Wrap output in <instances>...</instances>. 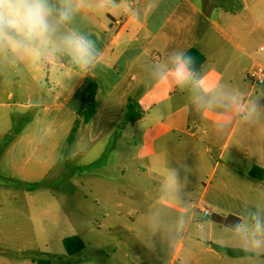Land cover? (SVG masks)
<instances>
[{
	"label": "crops",
	"instance_id": "crops-1",
	"mask_svg": "<svg viewBox=\"0 0 264 264\" xmlns=\"http://www.w3.org/2000/svg\"><path fill=\"white\" fill-rule=\"evenodd\" d=\"M73 3L78 11L64 30L91 39L100 53L99 62L87 70L79 69L53 46L47 50V64L58 68H48L44 86L42 68L33 61L39 56L0 55V64L24 68L21 72L28 80L16 78L20 86L26 82L25 88L32 91H44V86L50 99L48 113L34 117L4 151L0 173L28 181L46 178L73 130L85 87L95 82L96 112L90 122L78 128L70 144L77 145L79 155L87 144L104 138L102 156L110 155L114 162L107 159L103 167L97 165L100 180L115 184V175L103 172L110 165L121 168L124 163L118 176L121 185L128 182L126 171L131 168L136 175L130 180L137 190L146 194L149 179L154 186L162 182L168 188L167 201L174 204L172 195H178V187L198 188L209 170L199 199L211 203V216H234L245 224L252 223L250 213L258 211L264 217V208L255 203V197H264V99L254 97L264 86L248 77L254 64L264 62V0ZM190 48L205 56L197 71L203 87L230 103V109L214 106L197 110L187 90L155 82L157 67L172 50ZM53 51L59 62L51 59ZM131 101L138 105L133 111L142 112L134 121L127 120ZM252 105L258 108L257 113L249 112ZM254 167L263 170L258 172L260 177L251 175ZM218 168L221 172L215 183ZM213 223L233 233L221 234L226 243L214 246L244 250L237 234ZM212 245H192L186 255L188 264H201L204 259L206 264L264 261V254L247 251L248 255L234 257Z\"/></svg>",
	"mask_w": 264,
	"mask_h": 264
},
{
	"label": "rangeland",
	"instance_id": "rangeland-1",
	"mask_svg": "<svg viewBox=\"0 0 264 264\" xmlns=\"http://www.w3.org/2000/svg\"><path fill=\"white\" fill-rule=\"evenodd\" d=\"M50 55L60 61L56 51ZM33 61L42 68L40 78L46 86L48 68L58 67L47 64V50ZM22 70V66L10 69L0 64V160L34 117L48 113L47 90L44 86V91L26 89V82L20 86L16 78L28 80ZM254 97L264 99V91L257 89ZM68 139L44 179L28 181L0 173V264H188L186 255L192 245H223L226 240L221 234H233L202 212L203 208L214 212L210 202L199 199L209 170L198 188L178 187L172 204L162 182L154 186L149 179L146 194L137 190L130 180L136 175L131 168L126 171L128 182L121 185L118 176L124 163L103 172L114 174L115 184L100 180L97 165L103 167L107 159L114 162L110 155L102 156L104 138L87 144L79 155L77 145ZM220 172L218 168L215 183ZM35 184L39 187L30 189ZM255 200L264 208V197ZM73 235L85 247L70 255L63 239ZM201 264H206L205 259Z\"/></svg>",
	"mask_w": 264,
	"mask_h": 264
},
{
	"label": "clouds",
	"instance_id": "clouds-1",
	"mask_svg": "<svg viewBox=\"0 0 264 264\" xmlns=\"http://www.w3.org/2000/svg\"><path fill=\"white\" fill-rule=\"evenodd\" d=\"M77 11L73 0H0V55L38 57L54 46L83 70L96 65L100 53L95 43L85 35L64 30ZM155 82L187 90L197 110L232 107L215 93L207 92L195 70L194 57L183 50L169 53L166 62L156 69ZM249 112L257 113L256 105ZM249 219L251 224L238 223L232 231L239 236L245 251L264 254V217L257 211L250 213Z\"/></svg>",
	"mask_w": 264,
	"mask_h": 264
},
{
	"label": "trees",
	"instance_id": "trees-1",
	"mask_svg": "<svg viewBox=\"0 0 264 264\" xmlns=\"http://www.w3.org/2000/svg\"><path fill=\"white\" fill-rule=\"evenodd\" d=\"M186 52L194 57V59H195V70H196V72L199 71V69L201 68V65L205 61V56L195 48H190ZM261 86H264V84H261ZM96 93H97V84L95 82L89 83L85 87L84 93H83V98H82V103H81L79 110L77 111L78 118H77L75 125L73 127V130L69 136V139H68L69 141L74 140L75 134H76V132H77V130L81 124L88 123L93 118V116L96 112V108H95ZM134 108H138L137 103L132 102V101L129 102V104H128L129 110L127 112V120L128 121H134L137 117L142 115L141 111L135 113L133 111ZM259 171H260V173L263 172V170L261 168L254 167L251 171V175L260 177V175L258 174ZM38 187H39V184H35L34 186H30V189H36ZM212 219L217 224H219L223 227H226L228 229H231V230H232L234 225L241 222L239 218H236L234 216L223 217V216H219V215H213ZM63 244H64V247H65L67 253L70 255H73V254L81 251L85 247V242L77 235L65 237L63 239ZM212 247L216 251H223V252H226L227 254L234 256V257L245 256V255L249 254V252H247L245 250H241V249L224 248V247H219V246H214V245H212Z\"/></svg>",
	"mask_w": 264,
	"mask_h": 264
},
{
	"label": "built area",
	"instance_id": "built-area-1",
	"mask_svg": "<svg viewBox=\"0 0 264 264\" xmlns=\"http://www.w3.org/2000/svg\"><path fill=\"white\" fill-rule=\"evenodd\" d=\"M248 77L256 85L264 84V62L254 64L248 72ZM202 211L206 216L211 215L208 209Z\"/></svg>",
	"mask_w": 264,
	"mask_h": 264
}]
</instances>
